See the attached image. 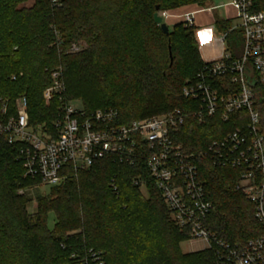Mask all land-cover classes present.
I'll list each match as a JSON object with an SVG mask.
<instances>
[{"label":"trees","instance_id":"trees-1","mask_svg":"<svg viewBox=\"0 0 264 264\" xmlns=\"http://www.w3.org/2000/svg\"><path fill=\"white\" fill-rule=\"evenodd\" d=\"M214 0H64L56 8L48 0H0V97L26 95L32 124H51L57 103L46 105L43 92L62 68L68 99H80L88 112L114 107L120 122L194 107L182 90L204 66L194 25L178 22L165 34L155 13L188 4L212 7ZM159 7V9H158ZM264 11V0H254ZM233 57L242 54V29L216 16ZM85 41L79 53L65 51ZM171 48V49H170ZM64 49V50H63ZM172 52V56L170 54ZM13 76L16 78L13 79ZM264 132V86L257 88ZM234 123L190 118L180 138L196 153L209 199L216 210L209 228L231 244L262 235L254 205L236 188L238 170L216 167L200 155L214 138ZM141 176L145 195L133 184ZM112 183L117 186L114 190ZM38 184L25 177L19 147L0 135V264H67L75 251H102L107 264H210L214 251L183 252L190 238L180 230L148 170L113 158L96 161L76 176L31 199L19 190ZM54 214V227H49Z\"/></svg>","mask_w":264,"mask_h":264},{"label":"built area","instance_id":"built-area-1","mask_svg":"<svg viewBox=\"0 0 264 264\" xmlns=\"http://www.w3.org/2000/svg\"><path fill=\"white\" fill-rule=\"evenodd\" d=\"M48 1L56 8L64 4V0ZM228 5L234 8L243 30V51L237 58L225 52L218 59L205 61L196 77L186 82L182 94L194 107L121 123L117 108L88 112L84 105L68 99L62 68L53 72L52 84L43 92L46 105L57 103L51 124L31 123L26 95L15 100L0 97V135L19 147L25 177L38 180L35 186H56L101 159L144 166L175 225L188 230L190 242H202L201 250L214 251L215 260L210 264H264V233L243 244H231L209 228L208 219L216 206L207 195L196 153L180 139L190 118L202 125L217 118L235 124L212 139L200 155L216 167L238 170L236 188L254 205V217L264 229V132L257 105V88L264 86V11H254V0H231ZM194 14L187 12L179 18L194 25ZM79 50L80 44L75 42L66 51ZM133 184L143 187L141 176L135 177ZM67 264L107 261L102 251L91 247L73 252Z\"/></svg>","mask_w":264,"mask_h":264},{"label":"crops","instance_id":"crops-1","mask_svg":"<svg viewBox=\"0 0 264 264\" xmlns=\"http://www.w3.org/2000/svg\"><path fill=\"white\" fill-rule=\"evenodd\" d=\"M208 8L209 7L201 8L197 4H188L180 8L170 10L172 12H169L167 17V19L170 20V23L175 24L178 22L180 15H183L187 12L195 13L194 36L199 47L200 55L204 61L218 59L225 53L227 49V43L224 39L225 34L220 32L217 24L215 23L216 16H220L223 19H231L232 27H235L233 24L234 21L239 22L236 18V12L231 5L227 6L226 15L221 12L216 13L214 11L215 8ZM218 34L221 35V40H223V43H221Z\"/></svg>","mask_w":264,"mask_h":264},{"label":"rangeland","instance_id":"rangeland-1","mask_svg":"<svg viewBox=\"0 0 264 264\" xmlns=\"http://www.w3.org/2000/svg\"><path fill=\"white\" fill-rule=\"evenodd\" d=\"M231 0H214V2L212 3V6H220L219 8H215L214 11L216 13H223L224 15H226V12H227V6H228V3L230 2ZM169 12H172L170 10H167V11H163V12H160L161 15L164 16L165 20L168 22V24L170 25V28L173 27L174 24L170 23V20L167 19L168 17V14ZM207 13V12H206ZM208 15V14H207ZM180 21V18L178 19V22ZM177 22V23H178ZM235 22V23H234ZM233 24L236 26L237 29H240L239 28V23L234 21ZM176 24V23H175ZM218 37L220 38V41L221 43H223V40H221V35L218 34ZM80 44V50L75 52V53H79L81 51H83L84 49H86L88 47V44L85 42V41H80V42H77ZM64 50V49H63ZM67 50V48L65 49V51ZM67 52V51H66ZM20 96V95H19ZM19 96H17L15 99H17ZM74 101L78 104V105H84V103L82 102V100L80 99H74ZM34 187V186H32ZM32 187H28L25 189L26 191V194L28 195V197L31 199L30 201V204H29V210L32 212V211H35L36 210V203H35V200L39 197H42V196H45V195H48L51 193L52 189L54 188V186L50 185V184H40L38 186H35L33 189ZM141 190L142 192L146 194V189L145 187H141ZM20 191V190H19ZM217 212V210H216ZM54 224H55V216L54 214H51L50 215V219H49V227L52 228L54 227ZM190 239H188L187 241H184L181 243V248H182V251L187 253V252H191V251H197V250H201L203 247H204V244L202 242H199V241H196V242H190L189 241Z\"/></svg>","mask_w":264,"mask_h":264},{"label":"water","instance_id":"water-1","mask_svg":"<svg viewBox=\"0 0 264 264\" xmlns=\"http://www.w3.org/2000/svg\"><path fill=\"white\" fill-rule=\"evenodd\" d=\"M158 9H159V7H158ZM155 22L159 26H161V28H162V30L164 31L165 34H169L170 33V25L165 20L164 16L160 14L159 11L155 13ZM170 54L172 56V52H170ZM252 85H255V81H252Z\"/></svg>","mask_w":264,"mask_h":264}]
</instances>
